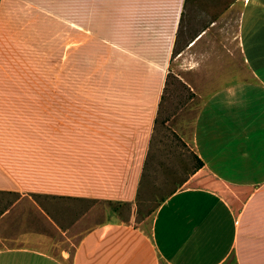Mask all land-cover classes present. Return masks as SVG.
Returning <instances> with one entry per match:
<instances>
[{
    "label": "rangeland",
    "instance_id": "1",
    "mask_svg": "<svg viewBox=\"0 0 264 264\" xmlns=\"http://www.w3.org/2000/svg\"><path fill=\"white\" fill-rule=\"evenodd\" d=\"M131 2L0 0V148L29 150L35 135L77 133L75 122L37 118L53 108L44 103L157 107L135 205L61 199L23 185L0 189V249L31 248L69 262L98 224L149 229L162 201L196 167L182 138L204 96L247 80L236 0H186L177 30L162 29L153 14L133 15ZM91 146L89 138L85 148Z\"/></svg>",
    "mask_w": 264,
    "mask_h": 264
},
{
    "label": "crops",
    "instance_id": "2",
    "mask_svg": "<svg viewBox=\"0 0 264 264\" xmlns=\"http://www.w3.org/2000/svg\"><path fill=\"white\" fill-rule=\"evenodd\" d=\"M185 2L132 0L131 13L153 14L162 29L177 30ZM236 3L248 78L204 96L182 138L203 166L160 204L149 229L98 224L81 236L69 262L7 248L0 249V264H264V0ZM44 106L53 108L37 118L75 122L77 133L35 135L30 141L38 143L29 150L1 147L0 189L23 185L61 199L135 205L157 107L126 101ZM86 123L91 135L84 133ZM69 142L76 146L68 149Z\"/></svg>",
    "mask_w": 264,
    "mask_h": 264
},
{
    "label": "trees",
    "instance_id": "3",
    "mask_svg": "<svg viewBox=\"0 0 264 264\" xmlns=\"http://www.w3.org/2000/svg\"><path fill=\"white\" fill-rule=\"evenodd\" d=\"M203 166V163L201 161H199L198 159H196V167L195 169L198 170ZM173 193V192H172ZM171 193V194H172ZM163 202V201H162Z\"/></svg>",
    "mask_w": 264,
    "mask_h": 264
},
{
    "label": "clouds",
    "instance_id": "4",
    "mask_svg": "<svg viewBox=\"0 0 264 264\" xmlns=\"http://www.w3.org/2000/svg\"><path fill=\"white\" fill-rule=\"evenodd\" d=\"M228 91H229L230 93L234 94V90L229 89Z\"/></svg>",
    "mask_w": 264,
    "mask_h": 264
},
{
    "label": "bare ground",
    "instance_id": "5",
    "mask_svg": "<svg viewBox=\"0 0 264 264\" xmlns=\"http://www.w3.org/2000/svg\"><path fill=\"white\" fill-rule=\"evenodd\" d=\"M197 39H198V38H197ZM193 43H194V42H193ZM193 43H192V44H193ZM192 44H191V46H192ZM193 45H194V44H193Z\"/></svg>",
    "mask_w": 264,
    "mask_h": 264
}]
</instances>
